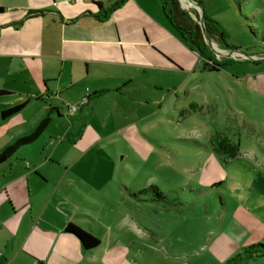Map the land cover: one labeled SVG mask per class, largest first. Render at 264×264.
<instances>
[{"label":"rangeland","instance_id":"rangeland-1","mask_svg":"<svg viewBox=\"0 0 264 264\" xmlns=\"http://www.w3.org/2000/svg\"><path fill=\"white\" fill-rule=\"evenodd\" d=\"M178 3L199 25L203 13L213 21L224 43L205 37L208 62L225 65L209 70L194 52L181 83L120 101L145 111L134 132L109 127L91 146L85 132V145L71 151L79 130L52 123L0 165V185L42 162L39 173L57 175L65 156L83 153L94 159L89 172L109 173V260L84 264H223L243 246L264 244V0ZM14 129L0 121V151ZM212 137L237 144V155L215 154ZM149 185L160 197L143 191ZM93 205L99 210L100 199ZM246 264H264V256Z\"/></svg>","mask_w":264,"mask_h":264},{"label":"crops","instance_id":"crops-1","mask_svg":"<svg viewBox=\"0 0 264 264\" xmlns=\"http://www.w3.org/2000/svg\"><path fill=\"white\" fill-rule=\"evenodd\" d=\"M116 1L98 0L99 10L92 0H0V89L14 97L0 102V111L23 104L0 117L15 128L11 144L46 115L43 131L25 145L52 123L79 130L71 151L85 145V132L88 146L109 127L132 133L145 111L120 108V101L171 89L187 77L195 51L170 26L163 0H122L109 10ZM31 105H37L32 114ZM62 160L57 175L39 173L42 162L0 185V264H84L97 255L109 260V173L89 172L94 159L84 153ZM99 199L98 210L93 203ZM67 223L99 244L85 249L64 230Z\"/></svg>","mask_w":264,"mask_h":264},{"label":"trees","instance_id":"trees-1","mask_svg":"<svg viewBox=\"0 0 264 264\" xmlns=\"http://www.w3.org/2000/svg\"><path fill=\"white\" fill-rule=\"evenodd\" d=\"M121 1L122 0H117L116 2H114L113 5L109 8V10L117 6ZM193 1L196 4L200 5V0ZM94 3L97 5L99 10L102 9V5L100 2L95 1ZM162 7L163 14L168 20L170 26L179 34L180 38L191 49H193L201 59H203L204 67H207L209 70H218V65L223 66L226 64L225 61L217 62L214 60L210 64L208 62L212 61V56L210 55V50L208 49V46L206 44L205 37H207L208 39H213L219 43H224L221 33L213 25L212 20L207 18L204 13L202 14L204 26V31H202L200 25L196 21H194L184 9L179 6L178 0H163ZM0 12H2L1 6ZM106 12L107 11H104L102 15L105 16ZM37 13H39V11L37 10L29 12L30 15H35ZM103 92H105V90L98 92V94H101ZM6 94H8L6 90L0 89V96ZM22 105L23 104H16L12 107H8L6 109L1 110L0 117L2 119H5L11 116L12 114L19 111ZM48 121L49 117L48 115H46L31 133L18 137L12 144L4 147L0 151V164L10 158L15 153L18 147L33 142L43 131ZM210 141L213 152L221 158H224V160L234 158L237 155V144L232 141H229L228 138L222 137L216 139L212 137ZM219 183L220 182L216 184ZM144 190H150L152 194H154L156 197H160L161 195L157 188L152 185H149L148 187L144 188L143 191ZM64 230L73 234L85 249L89 250L95 248L99 244V240L96 237L76 225L67 223L64 227ZM261 256H264V244L259 242L252 243L241 247L238 252L224 260L223 264H246L249 260Z\"/></svg>","mask_w":264,"mask_h":264},{"label":"water","instance_id":"water-1","mask_svg":"<svg viewBox=\"0 0 264 264\" xmlns=\"http://www.w3.org/2000/svg\"><path fill=\"white\" fill-rule=\"evenodd\" d=\"M199 19H200V17H199ZM199 23L201 24L200 27H201L202 31H204L203 22L199 20Z\"/></svg>","mask_w":264,"mask_h":264},{"label":"built area","instance_id":"built-area-1","mask_svg":"<svg viewBox=\"0 0 264 264\" xmlns=\"http://www.w3.org/2000/svg\"><path fill=\"white\" fill-rule=\"evenodd\" d=\"M92 1L95 2V1H98V0H92ZM70 109H71V110H74V109H75V106H71Z\"/></svg>","mask_w":264,"mask_h":264},{"label":"bare ground","instance_id":"bare-ground-1","mask_svg":"<svg viewBox=\"0 0 264 264\" xmlns=\"http://www.w3.org/2000/svg\"><path fill=\"white\" fill-rule=\"evenodd\" d=\"M181 1V0H180Z\"/></svg>","mask_w":264,"mask_h":264}]
</instances>
